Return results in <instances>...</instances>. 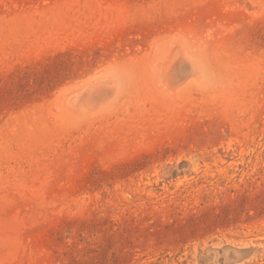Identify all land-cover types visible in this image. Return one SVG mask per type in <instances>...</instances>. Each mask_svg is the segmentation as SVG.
Here are the masks:
<instances>
[{
    "label": "rangeland",
    "instance_id": "374dc122",
    "mask_svg": "<svg viewBox=\"0 0 264 264\" xmlns=\"http://www.w3.org/2000/svg\"><path fill=\"white\" fill-rule=\"evenodd\" d=\"M0 264H264V0H0Z\"/></svg>",
    "mask_w": 264,
    "mask_h": 264
}]
</instances>
